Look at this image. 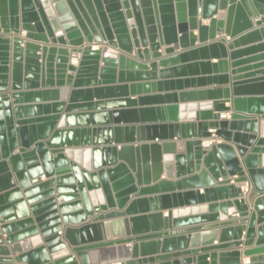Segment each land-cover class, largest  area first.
<instances>
[{"label":"water","instance_id":"water-1","mask_svg":"<svg viewBox=\"0 0 264 264\" xmlns=\"http://www.w3.org/2000/svg\"><path fill=\"white\" fill-rule=\"evenodd\" d=\"M210 65L218 75L192 77ZM124 68L224 87L141 107L160 96L129 99L141 85ZM154 113L191 120L145 123ZM75 119L102 126L64 128ZM258 119L264 0H0V264H264ZM210 196L225 201L194 205Z\"/></svg>","mask_w":264,"mask_h":264},{"label":"crops","instance_id":"crops-1","mask_svg":"<svg viewBox=\"0 0 264 264\" xmlns=\"http://www.w3.org/2000/svg\"><path fill=\"white\" fill-rule=\"evenodd\" d=\"M203 23H206V21ZM222 36L223 35L220 34L217 37H222ZM225 39H227V38L225 37ZM179 51L180 50H176V52H179ZM130 57H133V55H130ZM215 61H216L215 59H210L209 63L212 64ZM70 62L73 63L74 65H76V59L70 58ZM100 65H102V64H100ZM159 69L160 68L157 67V71H159ZM123 70H124V74H123L124 75L123 76L124 84L129 85V83H140V85H141L139 94H137L138 90L135 89V91L131 93L130 88H128L127 93H128L129 99H135L138 95H140V96H151V97H155L157 95L160 96L159 99H154V100H151L147 103H144V104H142L141 107L155 108V107H163L166 105H173V104L200 103L202 101H213V99H215V98H213L212 96H204V97L196 96V97H192V98L182 100V98H180L179 93L188 92V91H202V90H208V89H215L218 87H224L223 85H219L215 80H206L202 84H199L197 82H195V83H192V82L184 83L182 81L180 83H177L175 80L176 78H174V79H160L159 76H157L156 79L152 78V76H150L149 79H145V77H143V76H139V77L135 76V78H137L139 82H137V81L136 82H130L127 79H130L129 77H131V76L129 75V73H131L133 71L130 68L129 69L124 68ZM196 73H198V74H192V75H194L192 77L195 78V77H197L196 75H201L204 77H213L215 75H218L219 71H218V69L215 70L211 66V67H209L208 70H203L202 68H198V72H196ZM113 76L116 79L115 84H117L119 81L118 80V73L114 72ZM144 84H147L148 86L144 87L143 86ZM108 85H113V84H108ZM80 87L82 89V86H80ZM70 88L71 89L73 88L72 85H70ZM76 89H79V88H76ZM173 95H174V97H173ZM69 97H70V95H66L65 98H63L62 96H58V98L56 99L57 102L63 103L62 110L59 112V114H61V115L67 114V113H65L64 110H65L66 105L68 104ZM119 98H120V96H117L116 94H114V95H111L110 97L103 98V100L104 99L105 100H117ZM95 99L96 98L93 96L92 101L93 102L96 101ZM52 102H53V100L50 98H41L38 101H35V102L33 101L32 103H30V105L31 104L51 105ZM84 103H86L85 98L77 97L75 99V101L72 102V104L77 105L78 107L75 108V110H73L71 113H81L82 111H84V109H82V106H81ZM225 106L232 107L231 103H229V102H226ZM49 111H50V109H49ZM94 111H97V110H94ZM230 112H232V111L223 113L222 117L224 119L228 120L230 118ZM214 113H216V112H214ZM39 115L40 116H46V115H52V114L43 110V111H41V113ZM188 120H191V118H189L188 115L180 114V115L176 116V118H174V117L168 116L166 114L161 116V115H157L156 113H154V116L146 119L145 123H172L174 121L180 122V121H188ZM97 126H102V124L96 123V122H88L87 124H81V123L76 122V119H75V122H70V123L66 122L64 128L65 129H68V128H70V129H81V128H86V127H97ZM256 128H257V135L264 137V120L258 119V122L256 124ZM243 129H244V127H242V130ZM212 137H213L212 139L206 140V141H208L210 144H216V143H219L221 141L218 138H215L213 135H212ZM204 142H205V140L202 143H204ZM78 143L81 144L80 138H78ZM234 152H235L236 157L240 161V157H239L238 153L236 152V150H234ZM92 161H93V157H92ZM195 167H199V166L197 165ZM196 171L197 170H195V172ZM234 177H236V176L231 177L230 183H232V179ZM161 178H163V176H161ZM41 179L44 180L45 177L41 176ZM258 181H259V183H262L264 181V176L258 177ZM191 190H195V188L193 187V188H191ZM198 191H199V193L203 192L202 188H199ZM255 195H256V193L252 191L250 193L249 197L246 198L245 203L250 204ZM221 201H225V200H222L218 196H215V197L210 196V197H207L203 203L200 204L199 202L196 201V203L194 205L195 206H200V205H205V204L209 205L212 203H219ZM189 205L190 206H188V207H193V206H191L193 204H189ZM182 207L184 208L185 206H182ZM229 210L231 211V208H229ZM163 213L165 214L166 210L163 211ZM216 213H219V211H216ZM243 235H244V232H242V236ZM5 237H6L5 234L1 235L2 240H4ZM216 243H217V241L213 242V244H216ZM2 246L6 247L7 245L5 243ZM246 248L247 247L240 246L239 250L242 251ZM247 259H248L247 256H244V254H241L240 255V264H246Z\"/></svg>","mask_w":264,"mask_h":264},{"label":"bare ground","instance_id":"bare-ground-1","mask_svg":"<svg viewBox=\"0 0 264 264\" xmlns=\"http://www.w3.org/2000/svg\"><path fill=\"white\" fill-rule=\"evenodd\" d=\"M203 22H205V21H203ZM222 37L225 38L224 35H223ZM226 38H227V37H226ZM227 39H228V38H227ZM227 39H226V40H227ZM103 46H104V45H102L101 47H103ZM92 47H93V48H96V47H98V46H97L96 44H94ZM131 55H132V54H131ZM136 98H137V97H136ZM203 145L208 146V145H210V143H209L208 141L205 140V142L203 143ZM203 145H202V146H203ZM118 148H119V147H118ZM41 176H44V175H41ZM41 176H40V180H42V179H41ZM44 177H45V176H44Z\"/></svg>","mask_w":264,"mask_h":264},{"label":"built area","instance_id":"built-area-1","mask_svg":"<svg viewBox=\"0 0 264 264\" xmlns=\"http://www.w3.org/2000/svg\"><path fill=\"white\" fill-rule=\"evenodd\" d=\"M247 187H248L247 182H243V184L241 185V190L243 193H245L247 191Z\"/></svg>","mask_w":264,"mask_h":264}]
</instances>
